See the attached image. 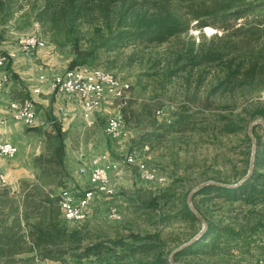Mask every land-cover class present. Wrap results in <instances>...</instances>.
I'll list each match as a JSON object with an SVG mask.
<instances>
[{
    "label": "rangeland",
    "instance_id": "obj_1",
    "mask_svg": "<svg viewBox=\"0 0 264 264\" xmlns=\"http://www.w3.org/2000/svg\"><path fill=\"white\" fill-rule=\"evenodd\" d=\"M247 1L261 3L264 0ZM228 2L231 1L180 0L181 9L189 16L201 15L199 19L191 17L188 34L160 45L146 47L126 42L110 49L98 38L100 30L106 26V17L102 14L90 16L92 20L82 21L71 33H57L50 23L37 18L36 11L42 0H18L22 7L2 27L0 39V53L11 49L18 51V56L0 69V74L3 70L10 73V81L1 91V106L5 107V112L8 111V99H25L26 96L33 97L38 108L41 95L31 96L29 88L38 83L36 69L40 65L51 73L63 71L72 60H77L79 65L91 64L111 72L119 80L129 83L131 88L123 104L119 100H109L102 105L97 123L91 129L84 127L78 112L68 119L56 113L55 94L50 105L40 106L41 114L38 113L46 120H54L52 125L35 127L11 119L7 125H0V140L7 139L19 146L14 158L0 156V167L7 175L6 185L0 188V264H140L152 260L159 251L169 259L179 244L202 228L201 221L187 220L181 208L186 203L189 205L190 192L199 184L209 180L236 183L246 174L253 140L250 144L245 132L254 120L264 119L250 115L254 103L264 100V91L247 96L241 90L223 95L211 93L212 76L198 86L196 72L171 75L168 70L175 65L173 55L177 47L193 41L207 43L214 34L234 32V28L244 22V17L235 19V7H220ZM122 5L118 3L109 7V20L113 23L124 12L126 6ZM211 9L215 11L209 14ZM249 19L257 20L264 27V7L250 12ZM203 20L208 24L201 26ZM29 34H37L46 46L40 50L41 57H29L20 50L19 39ZM79 51L89 55L81 57ZM18 60L24 64L17 66ZM12 62L18 71L11 68ZM116 113L123 116L124 135L111 139L105 129L108 117ZM179 113L191 116L192 120L188 124L177 123ZM223 114L244 118L241 125L245 129L224 133L220 121ZM259 131L263 133L264 130L259 128ZM131 151L138 154L137 165L123 161ZM96 155H107L109 160L118 162L117 172H112L111 184L116 189L112 195L98 191L89 183L87 175L79 172L81 159ZM141 164L155 167L164 180H143L138 170ZM261 170L264 171V167ZM64 187H69L77 195L89 188L96 191L87 220L70 222L62 219L59 193ZM207 202L212 215L223 222L242 217L240 201L229 204L222 198H215ZM110 206L118 207L121 219L108 217ZM258 208L264 209V206L258 205ZM53 212L58 213L57 217L64 226L81 230L85 237L83 244L113 238H121L128 244L101 257L80 259L77 255L67 254L65 259L43 258L37 254L40 253L38 249L29 250L32 241L27 237L28 224L41 220L43 214L45 221H49ZM21 234L27 239L22 243L24 247L19 241L8 245L9 238L14 241ZM133 234H159L158 241H150L159 247L147 250L144 246L149 243L135 241L129 237ZM62 246L51 242L47 249L56 251ZM2 249L21 251L2 254ZM78 252L74 251V254ZM224 255L221 264H264V250L258 248H253L251 253L230 248ZM209 260L210 257L199 259L186 255L181 262L209 264Z\"/></svg>",
    "mask_w": 264,
    "mask_h": 264
},
{
    "label": "trees",
    "instance_id": "obj_2",
    "mask_svg": "<svg viewBox=\"0 0 264 264\" xmlns=\"http://www.w3.org/2000/svg\"><path fill=\"white\" fill-rule=\"evenodd\" d=\"M230 1L222 3L220 7H235V19L244 17L246 21L244 20L239 26H236L234 32L214 34L207 43L196 44L193 41L177 47L173 55L175 65L169 68L168 73L186 75L196 72L199 77L198 86L209 76H212L211 93L223 95L238 90H241L244 96L249 93H260L264 91V27L257 20L249 19V14L259 7H264V1L261 3L247 0ZM118 3H122V6L125 5L126 8L120 14L118 21L113 23L109 20V7ZM127 3H129L128 6ZM21 7L18 0H0V39L3 35L2 27L8 24L14 12ZM143 10L152 12L139 14L138 11ZM213 11L215 9L209 10L208 13L211 14ZM95 13L106 17V26L100 30L98 38L103 46L110 49H115L116 46L126 42H135L146 47L167 43L173 38L189 33L191 17L197 19L201 17L200 14L189 16L184 12L181 9L180 0H142L141 3L134 0H42L41 6L36 11L37 18L50 23L57 33L75 31L82 21L92 20L90 16L93 17ZM131 14L133 17H130ZM96 17H98L97 14ZM200 23L201 26L208 24L206 20ZM53 39L57 40L56 37ZM78 55L82 57L89 53L79 51ZM79 64L77 60H72L69 67L72 68ZM250 115L252 118H264V100L254 103ZM191 120L189 115L178 114L177 123L188 124ZM243 120L244 118L240 116L231 118L223 114L220 118L223 132L234 133L244 130L245 126L241 125ZM259 128L264 130L262 124H257L253 128L254 136L257 139V148L255 167L250 177L236 186L207 185L195 193L194 205L205 218L207 228L200 238L175 253L174 259L178 264H199L197 262L182 263L181 259L186 255H193L199 259L210 257L209 264H221L220 261L225 256L224 252L230 248H238L242 253H251L253 248L264 250V209L258 208V205L264 206V171L261 170L264 167V131L260 133ZM58 132L61 133V130L58 129ZM245 133L246 139L251 144V136L248 131ZM247 172L248 166L245 173L247 174ZM200 196L201 198L198 200L197 197ZM215 198H222L229 204L240 201L243 205L239 206L243 212L242 217L228 222L214 217L207 201ZM233 207L235 206H230V208ZM246 207L247 210H245ZM181 212L187 220L193 223L200 222L187 203L182 206ZM58 213L57 215L54 212L50 214L49 221H45L46 216L43 214L40 216L41 220L28 224L30 229L27 237H30V241H32L29 250L38 249L40 253L37 254L43 258L65 259L67 254L77 255L80 259L93 256L101 257L116 252L115 250L119 246L124 247L128 244L121 238L83 244L85 237L81 230L78 228L69 229L64 226L57 217ZM62 219L67 221L63 217ZM13 237L15 238L14 235ZM129 237L134 238L135 241L149 243L144 246L147 250L159 247L158 244L150 243L152 240L158 241L159 234L146 236L133 234ZM15 239L13 241L12 237L9 238L8 245L12 246L19 241L23 245L21 247H24L22 243L27 242L24 234H21L19 239ZM51 242L63 246L56 251L47 249ZM41 248L44 249L43 252H41ZM20 251L19 249L1 250L2 254H13ZM74 251L79 252L74 254ZM140 264L171 263L159 251L152 260L142 261Z\"/></svg>",
    "mask_w": 264,
    "mask_h": 264
},
{
    "label": "built area",
    "instance_id": "obj_3",
    "mask_svg": "<svg viewBox=\"0 0 264 264\" xmlns=\"http://www.w3.org/2000/svg\"><path fill=\"white\" fill-rule=\"evenodd\" d=\"M20 50L26 55L34 58L39 57V52L46 46L42 42L26 43L18 41ZM18 56L15 49L0 53V69L5 68L12 60ZM40 69L43 65L39 66ZM47 80L44 73L39 75V85L33 89L34 94L42 92V84ZM10 81V73L3 70L0 74V105L1 91ZM51 87L57 93L66 94L69 97H78L81 100L82 115L86 124L90 127L96 123L94 113L106 101L119 100L123 104L127 98V93L131 87L126 86L124 81L116 80L115 77H103V72L96 71V66L91 64H81L75 67H68L63 71L54 74L51 79ZM8 111L1 112L0 124H5L8 120L23 122L33 126L39 121L38 108L33 97L25 99H8ZM124 119L121 113L110 115L107 119L106 133L111 139L123 137ZM19 151L18 145L11 141L0 140V156L14 158ZM138 154L131 151L124 158L125 164L137 165ZM80 165L81 174H89L90 183L98 191L106 195H112L116 191L112 186V172H117L118 162L109 160L107 155H96L91 159V165L87 164L86 158H82ZM140 177L149 182L162 181L164 178L157 173L155 167H148L144 164L139 166ZM7 183V175L0 167V188ZM95 190L89 188L81 195H77L69 187H64L59 193V207L62 217L70 222H82L90 216V204L95 198ZM108 217L112 220L121 219L122 215L118 207L110 206Z\"/></svg>",
    "mask_w": 264,
    "mask_h": 264
},
{
    "label": "crops",
    "instance_id": "obj_4",
    "mask_svg": "<svg viewBox=\"0 0 264 264\" xmlns=\"http://www.w3.org/2000/svg\"><path fill=\"white\" fill-rule=\"evenodd\" d=\"M42 45H44L43 43H42ZM39 56L41 57L42 56V51H40L39 52ZM18 62H19V64H17V66H21V65H23V64H21L20 63V61L18 60ZM11 63V62H10ZM9 63V64H10ZM9 64H7V66L9 65ZM6 66V67H7ZM11 66V68L12 69H14V71H18L17 69H16V67H15V65H14V63L12 62V64L10 65ZM10 68V69H11ZM37 70V77H38V83L33 87V88H29V92H30V95L32 96V95H36V94H34V92H33V89L36 87V86H38L39 85V75L41 74V73H44L46 76H47V80L42 84V92L40 93V94H37V95H41L40 96V98H39V106H38V113L39 114H41V109H39L40 108V106H44V107H46V106H48V105H50V102H51V97L53 96V94H55V98H56V101H55V106L57 107L56 109H55V112L56 113H61L62 114V116H63V118L64 119H68V118H70L71 117V115H73V113L74 112H78V114H79V116L81 117V120H82V123H83V125H84V127L85 128H89V129H91L92 127H94V126H92V127H90V126H88L87 124H86V120H85V118L83 117V115H82V106H81V100L78 98V97H69L68 95H66V94H62V93H57V92H55L53 89H52V87H51V79L53 78V76H54V74L55 73H57V72H51L50 73V71H47L46 70V68H44V66H43V68L42 69H40L39 68V66H38V68L36 69ZM58 72H60V71H58ZM32 89V90H31ZM27 97V96H26ZM25 97V98H26ZM62 97H64V99L62 98ZM22 99V98H21ZM104 105V104H103ZM102 108V106L100 107V108H98L96 111H95V113H94V117H95V120H96V123H97V120H98V112L100 111V109ZM0 110H1V112L3 113V112H5V107L2 105H0ZM53 122H54V120L53 121H50V120H46L45 119V117H42V115H39V121L37 122V124H35V125H33V126H41V127H47V126H50V125H52L53 124ZM7 123H8V121L5 123V124H0L1 126H5V125H7ZM21 123H23V122H21ZM96 123H95V125H96ZM25 124V123H24ZM3 128V127H2ZM105 131H106V129H105ZM2 133V132H1ZM107 134V133H106ZM1 140H3V141H9V140H7V139H1ZM12 142V141H11ZM14 143V142H13ZM16 144V143H15ZM17 145V144H16ZM19 147V146H18ZM19 152V151H18ZM93 158V156H89V157H86V161H87V164L90 166L91 165V159ZM80 166V165H79ZM79 169H80V167H79ZM80 172V171H79ZM82 175H87V177H88V180H89V183H90V179H89V174H82ZM91 184V183H90ZM94 201V200H93ZM92 201V202H93ZM91 202V203H92ZM91 205V204H90ZM90 207H92V206H90ZM90 207H89V209H90ZM61 210V209H60Z\"/></svg>",
    "mask_w": 264,
    "mask_h": 264
},
{
    "label": "water",
    "instance_id": "obj_5",
    "mask_svg": "<svg viewBox=\"0 0 264 264\" xmlns=\"http://www.w3.org/2000/svg\"><path fill=\"white\" fill-rule=\"evenodd\" d=\"M257 124H262L263 127H264V119H256L254 120L250 126H249V129H248V133L249 135L251 136L252 140H253V145H252V152H251V158H250V166H249V169H248V172L245 176H243V178L241 180H239L237 183H225V182H221V181H214V180H209V181H205L201 184H199L197 187H195L191 192H190V195H189V198H188V203H189V206L190 208L192 209V211L198 216L199 220L202 222V228L190 239L188 240L187 242H184L182 243L180 246H178L170 255V263L171 264H178L175 259H174V255L177 251L181 250L182 248L190 245L192 242H194L196 239L200 238L202 236V234L204 233V231L206 230L207 228V222L205 220V218L203 217V215L197 210V208L195 207L194 205V195L195 193L200 190L201 188L207 186V185H222V186H236V185H239L241 184L244 180H246L248 177H250L251 173L253 172L254 170V167H255V155H256V148H257V139L256 137L254 136V133H253V128L255 125Z\"/></svg>",
    "mask_w": 264,
    "mask_h": 264
},
{
    "label": "bare ground",
    "instance_id": "obj_6",
    "mask_svg": "<svg viewBox=\"0 0 264 264\" xmlns=\"http://www.w3.org/2000/svg\"><path fill=\"white\" fill-rule=\"evenodd\" d=\"M19 41L26 42V43H38V42H41V38L37 34H29V35L22 36L19 39ZM96 71L103 72V77H115L113 74H111V72L110 73L106 72L105 70L101 68L96 67ZM116 80H119V79L116 77ZM124 84L130 87L129 83L124 82Z\"/></svg>",
    "mask_w": 264,
    "mask_h": 264
}]
</instances>
